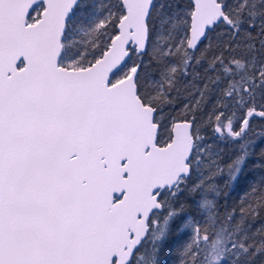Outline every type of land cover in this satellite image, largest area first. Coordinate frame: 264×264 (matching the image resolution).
<instances>
[{
	"label": "snow or ice",
	"instance_id": "1",
	"mask_svg": "<svg viewBox=\"0 0 264 264\" xmlns=\"http://www.w3.org/2000/svg\"><path fill=\"white\" fill-rule=\"evenodd\" d=\"M166 257L264 264V0H0V264Z\"/></svg>",
	"mask_w": 264,
	"mask_h": 264
},
{
	"label": "trees",
	"instance_id": "2",
	"mask_svg": "<svg viewBox=\"0 0 264 264\" xmlns=\"http://www.w3.org/2000/svg\"><path fill=\"white\" fill-rule=\"evenodd\" d=\"M184 2V0H182ZM183 83V81H182ZM182 94L180 97V100L177 102V111H179V106H180V101L184 100L185 97L187 96V93L181 90ZM259 123V122H257ZM257 131H259V127L257 128ZM200 135L205 138V142L207 144H211L214 148H216L218 151L223 150V158L225 161H228L229 157L231 156V148L230 147H225L224 144L216 141L213 137L211 129L205 130L204 128H201ZM251 167V166H250ZM195 179V177H194ZM229 193L227 203L231 205L233 202L238 201L243 195V191L237 189L235 191L228 189L227 190ZM258 223V222H257ZM167 259V264H178V261L174 257H166Z\"/></svg>",
	"mask_w": 264,
	"mask_h": 264
}]
</instances>
